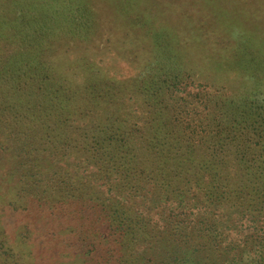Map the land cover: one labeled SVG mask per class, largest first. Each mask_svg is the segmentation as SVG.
<instances>
[{
  "label": "trees",
  "instance_id": "trees-1",
  "mask_svg": "<svg viewBox=\"0 0 264 264\" xmlns=\"http://www.w3.org/2000/svg\"><path fill=\"white\" fill-rule=\"evenodd\" d=\"M87 17L76 18V28L91 23ZM222 43L233 44L229 39ZM49 44H35L34 52L21 46L17 51L21 58H12L9 73L22 84L10 91L13 124L18 138L26 136L23 130L34 131L56 154L95 166L98 173L105 172L99 174L107 183L112 175L116 179L108 189L102 184L95 187L99 177L91 171L96 180L90 184L91 198L85 194L90 181L79 183L72 171L57 181L55 190H44L50 204L96 202L103 214L98 218L105 216L108 226L98 230L88 246L103 245L104 254L122 251L116 264H264V99L252 96L253 88L264 91V75L260 82L246 69L252 73L247 75L250 88L240 79H230L239 74L237 70L221 72L216 83L165 63L171 71L164 73L168 77L139 81L134 87L146 97L148 106L142 104L152 116L141 128L132 122L135 113L121 111L128 106L123 94L133 90L132 83L124 87L123 82L104 77L95 84L56 78L53 62L43 57L53 46ZM186 86L198 91L187 93ZM234 88L243 95L233 96L229 91ZM27 94L36 95L32 108L40 100L49 108L46 117H21L18 108H23ZM11 116L4 115L7 120ZM114 187L123 194H110ZM130 193L133 204L127 202ZM34 195L41 199L38 192ZM232 214L234 225L229 220ZM155 252L167 257L154 261Z\"/></svg>",
  "mask_w": 264,
  "mask_h": 264
},
{
  "label": "rangeland",
  "instance_id": "rangeland-1",
  "mask_svg": "<svg viewBox=\"0 0 264 264\" xmlns=\"http://www.w3.org/2000/svg\"><path fill=\"white\" fill-rule=\"evenodd\" d=\"M81 14L88 16L91 23L85 21L76 28L73 21ZM50 22H56L53 33ZM40 39L45 41L38 43ZM226 39L233 44L222 43ZM46 43L53 46L43 57L53 62L56 78L68 76L75 82L87 79L92 84L104 77L112 83L123 82L120 85L124 87H128L127 82L132 83L133 90L123 94L128 106L121 111L135 113L132 122L143 128L152 116L142 104L148 106L146 97L134 87L139 81L168 77L171 71L167 72L165 63L173 62L186 73L195 72L199 79L216 83L221 81V72L232 70L239 74H232L230 79H240L245 87L252 86L248 74L263 80L264 0H0V264H116L122 251L104 254L103 245L87 244L97 237L98 230L103 232L108 226L105 216L98 218L103 214L96 202L86 199L73 205L50 204L44 192L55 190L57 181L73 172L79 183L90 181L85 194L91 198L90 184L96 183L91 171L99 177L95 187L115 186L114 176L107 183L99 174L105 172L98 173L95 166L56 154L34 131L23 130L26 136L18 138L14 128L10 91L22 84L9 73L13 69L12 58H21L17 53L21 46L34 52L35 44ZM163 52H168V56L163 57ZM23 75L28 76L26 72ZM196 89L185 87L187 93L194 94ZM253 89L255 99H264L260 95L264 91ZM229 92L234 96L241 90L234 88ZM30 96L27 94L22 99L23 108H18L21 117H46L49 108L42 100L37 108H32L36 95ZM6 113H12V119L7 120ZM120 193L114 187L110 194ZM131 195L127 202L133 204ZM235 218L234 214L229 218L232 225ZM108 236L104 235V240L108 241ZM157 257L167 256L155 252L152 260Z\"/></svg>",
  "mask_w": 264,
  "mask_h": 264
}]
</instances>
